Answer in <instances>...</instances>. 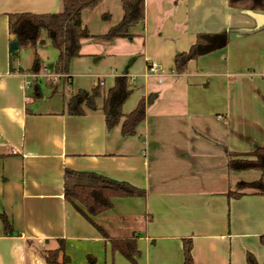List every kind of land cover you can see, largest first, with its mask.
I'll list each match as a JSON object with an SVG mask.
<instances>
[{"label":"crops","instance_id":"0c3cea01","mask_svg":"<svg viewBox=\"0 0 264 264\" xmlns=\"http://www.w3.org/2000/svg\"><path fill=\"white\" fill-rule=\"evenodd\" d=\"M61 9V0H0V212L13 225L6 235L0 221V264H46L45 251L59 241L67 264H130L111 249L121 239L134 240L137 264H183L184 240L193 264H246L247 253L264 264V195L247 187L261 172L228 165L264 150V11L227 0H144L132 39H109L123 6L101 0L82 12L90 37L64 76L53 72L58 50L44 31L35 48L9 52L8 15ZM217 33L227 37L224 48L174 72L175 55L198 34ZM34 53L42 74L57 76L32 78ZM150 64L160 78L147 75ZM118 76L132 91L122 113L146 104L134 136H122L121 124L107 130L102 97L82 116L67 114L78 91L102 83L105 92ZM65 170L126 182L145 195L115 198L93 217L103 237L64 199Z\"/></svg>","mask_w":264,"mask_h":264},{"label":"trees","instance_id":"16d2710c","mask_svg":"<svg viewBox=\"0 0 264 264\" xmlns=\"http://www.w3.org/2000/svg\"><path fill=\"white\" fill-rule=\"evenodd\" d=\"M101 0H61L62 9L53 14L18 13L8 15V32L18 44V49L35 48L41 43L40 36L44 31L51 46L58 50V57L53 67L57 74H67L71 59L79 57L80 41L89 38L87 30L82 26V12L94 9ZM233 8L264 11V0H227ZM123 16L118 24L111 27L104 37L109 39H132L129 33L135 23L144 18V0H121ZM106 19V16L102 17ZM227 37L224 33L198 34L195 42L187 52L176 54L173 59L174 72L183 73L190 60L224 48ZM30 73L42 72L38 56L34 53ZM130 80L126 76L114 79L113 86L104 92L96 85L90 93L78 91L66 104V112L70 116H82L84 110L95 109L97 98H103L102 112L107 130H112L121 124V135L132 137L145 118L146 104L141 99L135 109L129 114L122 113V107L131 96ZM251 159H235L229 162V168L234 171L258 170L261 177L258 181L247 185L264 195V150L249 155ZM244 156V157H249ZM64 199L71 204L103 237L105 230L95 224L93 217L111 209L115 198H143L145 192L129 183L116 181L106 176L91 172H76L65 170L63 174ZM237 197L238 194H233ZM0 221L6 235L13 233L10 219L0 212ZM264 245V237H261ZM113 252L120 253L130 264H137L134 257L138 254L133 239L111 240ZM191 241H183V264H193L191 256ZM46 264H67L64 253V243L59 241L55 250L45 251ZM246 264H258L251 253L245 256Z\"/></svg>","mask_w":264,"mask_h":264},{"label":"built area","instance_id":"2783aa9c","mask_svg":"<svg viewBox=\"0 0 264 264\" xmlns=\"http://www.w3.org/2000/svg\"><path fill=\"white\" fill-rule=\"evenodd\" d=\"M147 75L160 78L161 77V70L156 64H150L149 67L147 68ZM55 76H57V75L53 74L52 72H46L43 74H42V72L31 74V77L36 78V79H47V78H51V77H55ZM62 76H64V75H62ZM159 81H160V79H159ZM29 85H30V82L26 81L25 82V88H28ZM99 85L102 86V83H99Z\"/></svg>","mask_w":264,"mask_h":264},{"label":"water","instance_id":"95a60500","mask_svg":"<svg viewBox=\"0 0 264 264\" xmlns=\"http://www.w3.org/2000/svg\"><path fill=\"white\" fill-rule=\"evenodd\" d=\"M18 50V44L16 42H12L9 46V52L11 54L15 53Z\"/></svg>","mask_w":264,"mask_h":264}]
</instances>
